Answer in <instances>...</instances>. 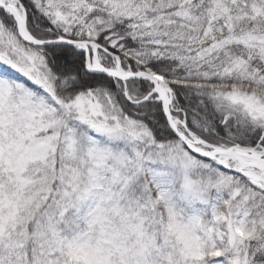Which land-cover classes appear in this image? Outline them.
<instances>
[{
	"label": "snow or ice",
	"instance_id": "obj_1",
	"mask_svg": "<svg viewBox=\"0 0 264 264\" xmlns=\"http://www.w3.org/2000/svg\"><path fill=\"white\" fill-rule=\"evenodd\" d=\"M0 264H264V0H0Z\"/></svg>",
	"mask_w": 264,
	"mask_h": 264
}]
</instances>
